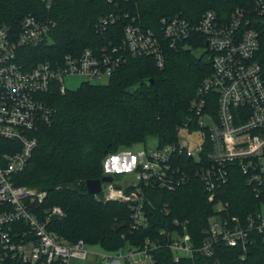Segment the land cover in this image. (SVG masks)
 Instances as JSON below:
<instances>
[{
    "label": "built area",
    "instance_id": "built-area-1",
    "mask_svg": "<svg viewBox=\"0 0 264 264\" xmlns=\"http://www.w3.org/2000/svg\"><path fill=\"white\" fill-rule=\"evenodd\" d=\"M40 1L47 11L56 2ZM251 12L237 8L223 20L209 10L198 21L176 14L161 18L158 30L145 28L139 13L111 12L96 22L100 44L31 67L19 62V51L44 42L57 23L31 14L18 31L0 25V140L10 144L0 152V264H70L72 258L85 260L89 255L84 241L71 243L49 230L50 222L64 211L55 206L41 212L47 193L15 183L39 146V130L53 123L55 112L46 96L53 90L66 93L69 76L106 84L131 58L154 57L163 69L167 50L192 48L185 43L200 35L213 72L190 101V116L178 128L179 144L145 146L131 165L134 180L126 187L103 184L95 197L127 204L133 230H149L153 218L149 193L175 192L197 178L214 205L201 246L189 221L176 218L139 245L97 256L103 264H155V253L169 249L180 262L198 253L214 258L220 246L247 253L259 238L264 239V75L258 59L260 34L252 26ZM253 12L264 17V0H254ZM121 22H125L123 36L117 39L111 31ZM194 132L200 133L201 143L191 149L180 135ZM183 158L191 162L182 163ZM236 175L243 177L258 202L255 211L243 217L231 215L229 204L219 198V190ZM162 213L170 215L168 205Z\"/></svg>",
    "mask_w": 264,
    "mask_h": 264
},
{
    "label": "trees",
    "instance_id": "trees-1",
    "mask_svg": "<svg viewBox=\"0 0 264 264\" xmlns=\"http://www.w3.org/2000/svg\"><path fill=\"white\" fill-rule=\"evenodd\" d=\"M253 6L254 0H56L52 10L47 11L40 0H0V25L18 31L22 20L31 14L50 17L57 23L44 42L19 51V62L31 67L100 44L103 39L95 32L96 22L111 12L139 13L145 28L158 30L163 17L182 14L198 21L203 13L213 10L229 20L237 8H247L252 11V26L260 34L258 59L264 75V17L255 15ZM124 24L111 31L117 39L123 36ZM185 45L192 48L166 51L163 69L154 57L131 58L106 84L84 82L77 90L64 94L53 90L46 96L55 112L53 123L39 130V146L15 183L47 193L39 206L41 212L55 206L62 208L64 216L50 222V231L71 243L84 241L115 253L128 245H139L179 218L189 221L190 232L201 246L214 205L197 178L175 192L151 191L152 224L149 230L139 231L132 228L127 204L98 200L88 194L86 187L88 180L107 175L105 160L122 148L147 144L148 137L156 139L159 147L179 144L178 128L190 116V101L213 72L203 36ZM149 80L154 83L148 84ZM8 146L0 140V152ZM189 162L182 159V163ZM219 198L229 204L233 216L249 215L258 205L241 175L219 190ZM166 205L171 211L169 216L162 213ZM155 260V264H264V239L259 238L247 253L220 246L214 258L198 253L175 262L171 250L161 249L155 253Z\"/></svg>",
    "mask_w": 264,
    "mask_h": 264
},
{
    "label": "rangeland",
    "instance_id": "rangeland-1",
    "mask_svg": "<svg viewBox=\"0 0 264 264\" xmlns=\"http://www.w3.org/2000/svg\"><path fill=\"white\" fill-rule=\"evenodd\" d=\"M197 53L199 55L202 52L200 51ZM84 82H85V79H83L80 76H69L65 80V86L67 87L68 90L74 91V90H77L78 88H80ZM200 137H201V135L198 132H194L192 134L183 133L180 135V139H182V140H185V138L187 139V144L190 146L191 149H194L197 144L201 143ZM145 146L156 147L157 146L156 139L148 137V143L147 144H136V145L129 147V148H122L120 150L118 156H121L125 153H128V154H130V156L136 157L137 153L141 149H143ZM110 158H111V156H109L105 160V165ZM105 172H106V169H105ZM109 174L113 175V177H114L113 185H115L117 187H126L127 184H129L130 182H132L134 180V174L135 173L133 170H130V171H123V172H119V173L110 172ZM104 186L106 187L107 184H105ZM263 209H264V207H263ZM88 251H89V255L85 260L78 259V258H72L70 261V264H103V263H101V260L97 256V254H109L110 253V252H107L106 250H104L99 245H88Z\"/></svg>",
    "mask_w": 264,
    "mask_h": 264
},
{
    "label": "water",
    "instance_id": "water-1",
    "mask_svg": "<svg viewBox=\"0 0 264 264\" xmlns=\"http://www.w3.org/2000/svg\"><path fill=\"white\" fill-rule=\"evenodd\" d=\"M148 84H153L154 80H149ZM110 160V159H109ZM109 160L107 162H109ZM114 181L113 175H106L101 179L88 180L86 183L87 191L89 195L95 196L102 192L103 184L112 183Z\"/></svg>",
    "mask_w": 264,
    "mask_h": 264
},
{
    "label": "clouds",
    "instance_id": "clouds-1",
    "mask_svg": "<svg viewBox=\"0 0 264 264\" xmlns=\"http://www.w3.org/2000/svg\"><path fill=\"white\" fill-rule=\"evenodd\" d=\"M108 163L111 164V168L108 167ZM135 163H136L135 156L132 157L131 164H129L127 160H125L124 162H121L119 156H112L110 158V161L107 162V164L105 165V167L107 168L108 171L114 170L115 172L119 173L121 171H130L131 165H134Z\"/></svg>",
    "mask_w": 264,
    "mask_h": 264
},
{
    "label": "crops",
    "instance_id": "crops-1",
    "mask_svg": "<svg viewBox=\"0 0 264 264\" xmlns=\"http://www.w3.org/2000/svg\"><path fill=\"white\" fill-rule=\"evenodd\" d=\"M120 157V160H121V162H124L125 160H127L128 161V163L129 162H131V160H132V158L130 157V156H128V154H123V156L121 155V156H119ZM110 161V160H109ZM107 164V163H106ZM110 165V166H109ZM108 167L109 168H111V164L110 163H108ZM105 169H106V173L107 174H109L110 172H115L114 170L113 171H108L107 170V168L105 167ZM121 172H123V171H121Z\"/></svg>",
    "mask_w": 264,
    "mask_h": 264
}]
</instances>
